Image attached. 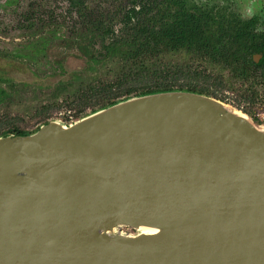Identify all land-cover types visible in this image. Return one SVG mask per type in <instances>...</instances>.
<instances>
[{
    "label": "water",
    "instance_id": "obj_1",
    "mask_svg": "<svg viewBox=\"0 0 264 264\" xmlns=\"http://www.w3.org/2000/svg\"><path fill=\"white\" fill-rule=\"evenodd\" d=\"M0 264H264V125L167 90L0 136Z\"/></svg>",
    "mask_w": 264,
    "mask_h": 264
},
{
    "label": "flooded vegetation",
    "instance_id": "obj_2",
    "mask_svg": "<svg viewBox=\"0 0 264 264\" xmlns=\"http://www.w3.org/2000/svg\"><path fill=\"white\" fill-rule=\"evenodd\" d=\"M46 2L30 0L12 11L15 29L22 35L15 43L18 51H13L9 57L3 55L9 51L0 52L4 57H0V61H6L0 66V86L4 83L6 87L7 82H11L28 84L32 88L38 86L32 82L35 77L44 80L46 86H43L50 90L66 73L81 70L84 49L80 44L84 46L87 42L86 21L102 20L103 27L120 38L126 33L138 34L143 27L149 31L147 33L166 29L177 20L182 29L200 32L202 42L208 44L214 62L212 65L202 61L198 64L202 68L212 66L211 75L221 74L233 82V91L215 87L210 91L224 101L223 91L233 92L240 102L245 101L252 107L260 104L264 112V0H65L63 8L58 3L48 6ZM10 4L6 0L5 6ZM127 16L130 21L126 20ZM186 18H190V22ZM0 24L4 29L2 22ZM53 33L61 38H52L50 34ZM70 38H73V45H64L70 43ZM50 52L55 54L53 61L49 60ZM13 60H18L21 67L11 65L16 63ZM69 62L76 66L70 68ZM13 71L24 79L18 81ZM28 76L31 81L26 80ZM66 110L73 118V112ZM249 113L254 116L251 111Z\"/></svg>",
    "mask_w": 264,
    "mask_h": 264
},
{
    "label": "trees",
    "instance_id": "obj_3",
    "mask_svg": "<svg viewBox=\"0 0 264 264\" xmlns=\"http://www.w3.org/2000/svg\"><path fill=\"white\" fill-rule=\"evenodd\" d=\"M78 13L82 12L79 10ZM186 19L190 22V18ZM126 20L130 21V16H127ZM152 22L151 20L150 23ZM103 26V21L99 19L85 22L87 42L84 46L80 44L84 49V67L66 73L50 87L51 95L34 107L31 121L32 126H36L32 130H29L30 127L25 124L24 118L12 117L7 113L16 98L21 103L23 94L28 92L31 86L11 82H7L5 88L0 86V106L7 107L4 113L0 110V136L31 133L62 108L72 111L73 118L76 119L132 95L185 90L218 99L215 93L210 91L211 88H226L231 91L234 89L230 78L224 79L221 74L213 76L212 66L202 68L198 64L202 61L212 65L214 62L207 49L208 44L202 42L204 39L200 32L182 29L177 20L166 29L154 31L152 27L153 31L147 33L149 31L143 27L138 34L126 33L120 38L114 37L113 32ZM109 29L111 30L110 26ZM50 36L61 38L56 33ZM69 40V44H63L72 46L73 38ZM13 51L18 50L14 48L4 56L9 57ZM232 70L234 74L235 68ZM219 100L225 102L222 98ZM252 119L258 122L256 118Z\"/></svg>",
    "mask_w": 264,
    "mask_h": 264
},
{
    "label": "rangeland",
    "instance_id": "obj_4",
    "mask_svg": "<svg viewBox=\"0 0 264 264\" xmlns=\"http://www.w3.org/2000/svg\"><path fill=\"white\" fill-rule=\"evenodd\" d=\"M27 1L30 0H9V2H11L10 5H6L5 6V2L6 0H0V23L2 22L3 24V28L2 29V25L0 24V52L1 53H5L6 51H11L15 48V43L18 42L20 40V36L22 35V32L19 30L15 29L16 26V21H15V16L12 15V11L17 8L20 7L21 5L19 4H25ZM65 0H47V5L49 6V3L52 4H59V6H61V8H63L64 2ZM25 2V3H24ZM57 6V5H56ZM4 32L6 33V35H4ZM0 53V55H1ZM53 52H50V58L49 60L53 61L55 58V54ZM4 55V54H3ZM3 55H1V58H4ZM6 59H11V58H6ZM5 60V59H4ZM0 61V66L1 64L6 63V61ZM8 62H10L9 60H7ZM16 61V60H13ZM11 61V62H13ZM18 61V60H17ZM16 61V63H10L11 65L16 64V66H20L19 63ZM22 64V63H21ZM23 65V64H22ZM68 66L70 68H74L76 65L72 62L68 63ZM21 67V66H20ZM2 69V68H0ZM41 69H43L41 67ZM12 75H14V77L18 80L21 81L22 79H24V76L22 75L21 77L17 76V73H15V71L12 72ZM13 77V76H12ZM26 80L31 81V79L29 78V76L26 78ZM32 82L35 84H38V86L34 85V87L30 88V90L26 93H22L23 97L20 103V100L18 98H16V101L13 102L14 105L12 108H8L5 107L4 105L0 106V110L1 113H4V111H6L7 109V113H9L12 117L14 116H20L22 118H24L26 120L25 124H27L29 128V130H32L35 126H32L33 123L31 121V116L33 115V110L34 107L38 104V102H44L43 100H45L46 98L49 97L50 94V90H46L43 85L46 86V82L44 80H38L37 78L33 77L32 78ZM1 87L4 88L5 84L1 83ZM43 87V89L40 90V88ZM223 95L225 98V102L231 106L232 108L246 114L248 117H252V118H256V114L257 113H262L263 110V106L256 105V106H251L246 104V102L242 101L240 102L238 97L236 96L235 93L230 92V91H223ZM6 104V103H4ZM5 107V108H4ZM252 112L254 114V116H251L249 112ZM59 113L61 114V116H58ZM68 110H66L65 108H62L61 110H59L58 113H54L51 118L49 120L52 119H61L64 122H70L72 120H74V118H71L68 116ZM251 118V119H252ZM257 124H262L264 125L263 122H255Z\"/></svg>",
    "mask_w": 264,
    "mask_h": 264
},
{
    "label": "built area",
    "instance_id": "obj_5",
    "mask_svg": "<svg viewBox=\"0 0 264 264\" xmlns=\"http://www.w3.org/2000/svg\"><path fill=\"white\" fill-rule=\"evenodd\" d=\"M256 119L259 121V122H263L264 123V112L263 113H258L256 115ZM72 120V118H71Z\"/></svg>",
    "mask_w": 264,
    "mask_h": 264
},
{
    "label": "bare ground",
    "instance_id": "obj_6",
    "mask_svg": "<svg viewBox=\"0 0 264 264\" xmlns=\"http://www.w3.org/2000/svg\"><path fill=\"white\" fill-rule=\"evenodd\" d=\"M141 231H142V232H152V231L149 230V229H142Z\"/></svg>",
    "mask_w": 264,
    "mask_h": 264
}]
</instances>
